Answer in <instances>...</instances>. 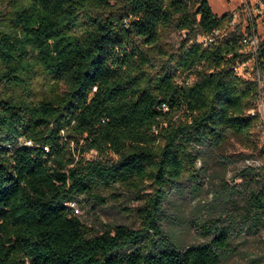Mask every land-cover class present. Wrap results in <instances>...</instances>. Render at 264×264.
Listing matches in <instances>:
<instances>
[{
  "label": "trees",
  "instance_id": "16d2710c",
  "mask_svg": "<svg viewBox=\"0 0 264 264\" xmlns=\"http://www.w3.org/2000/svg\"><path fill=\"white\" fill-rule=\"evenodd\" d=\"M231 17L209 0H0V264H221L224 227L180 249L161 243L160 212L196 170L195 146L260 121L262 89L234 71L242 29L196 42ZM257 64L264 77V38ZM250 174L240 217L264 229V165ZM116 187L138 200L140 227L96 233L70 203Z\"/></svg>",
  "mask_w": 264,
  "mask_h": 264
},
{
  "label": "rangeland",
  "instance_id": "374dc122",
  "mask_svg": "<svg viewBox=\"0 0 264 264\" xmlns=\"http://www.w3.org/2000/svg\"><path fill=\"white\" fill-rule=\"evenodd\" d=\"M259 1L264 4V0ZM240 4L241 0H209L211 9L218 16L237 9ZM258 20V31L264 36V18ZM241 21L245 28V20ZM182 39L183 34L173 30L164 38V45L176 49ZM261 89L258 110L264 108V78ZM254 143L259 148L264 145V127L257 126L251 137L229 136L219 148L208 144L195 146L193 152L199 156L196 170L169 190L162 204V244L186 249L207 243L211 235L207 234L206 228L217 224L227 230L231 242V249L223 255L221 264H264V229L251 221H242L240 217L248 194L258 186L253 174H241L264 165V156L255 150ZM87 157L97 158L98 153L91 151ZM102 195L107 199L106 203H100L92 196L80 197L72 203L75 215L84 224L96 233L119 225L140 227L132 211L139 202L129 190L116 187Z\"/></svg>",
  "mask_w": 264,
  "mask_h": 264
},
{
  "label": "built area",
  "instance_id": "2783aa9c",
  "mask_svg": "<svg viewBox=\"0 0 264 264\" xmlns=\"http://www.w3.org/2000/svg\"><path fill=\"white\" fill-rule=\"evenodd\" d=\"M231 21L225 25L214 29L212 32L206 35H200L196 39V42L204 46L216 44L225 40L231 31H234L237 27H240L243 32L241 40V49L239 53L241 58L238 59L234 66L236 75L244 79L256 80L261 88L262 77L259 66L257 64V54L261 40L264 38L258 31V18H264V4L259 0H241L240 6L231 11ZM245 20V28H242V21ZM252 115L256 112L250 111ZM260 121L258 127H264V108L258 110ZM73 207V204L70 203Z\"/></svg>",
  "mask_w": 264,
  "mask_h": 264
}]
</instances>
